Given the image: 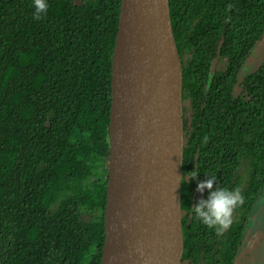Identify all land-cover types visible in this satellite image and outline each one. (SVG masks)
Here are the masks:
<instances>
[{
	"label": "trees",
	"instance_id": "1",
	"mask_svg": "<svg viewBox=\"0 0 264 264\" xmlns=\"http://www.w3.org/2000/svg\"><path fill=\"white\" fill-rule=\"evenodd\" d=\"M31 4L0 0V264H101L121 0H49L40 21ZM170 12L184 78L183 264H235L264 203V0H170ZM212 176L243 197L223 231L191 211Z\"/></svg>",
	"mask_w": 264,
	"mask_h": 264
},
{
	"label": "water",
	"instance_id": "2",
	"mask_svg": "<svg viewBox=\"0 0 264 264\" xmlns=\"http://www.w3.org/2000/svg\"><path fill=\"white\" fill-rule=\"evenodd\" d=\"M183 83L170 0H121L101 264H183Z\"/></svg>",
	"mask_w": 264,
	"mask_h": 264
},
{
	"label": "clouds",
	"instance_id": "3",
	"mask_svg": "<svg viewBox=\"0 0 264 264\" xmlns=\"http://www.w3.org/2000/svg\"><path fill=\"white\" fill-rule=\"evenodd\" d=\"M32 18L35 21L46 19L49 14V0H32ZM193 180L197 178L196 172L188 174ZM185 180L187 179L184 178ZM215 176L201 181L197 185V191H208L207 199L199 201L191 211L200 222L209 228L223 231L232 222L234 210L243 203V197L238 190L215 187Z\"/></svg>",
	"mask_w": 264,
	"mask_h": 264
},
{
	"label": "flooded vegetation",
	"instance_id": "4",
	"mask_svg": "<svg viewBox=\"0 0 264 264\" xmlns=\"http://www.w3.org/2000/svg\"><path fill=\"white\" fill-rule=\"evenodd\" d=\"M261 214L254 217L255 220L252 223L254 225L253 227L250 228L248 232V234H250V239L246 241L245 245L248 244L250 241L252 242H250L249 245H247V247L244 245L243 250L244 248H248L249 253L251 255L249 257H244L242 264H249V261H251L253 264H264V220L261 219L260 217ZM254 218H252V220ZM256 235H258L257 236L258 239L253 241L252 239H254ZM243 250L241 251L240 255L237 257L235 264H237L239 257H241V255L243 254Z\"/></svg>",
	"mask_w": 264,
	"mask_h": 264
},
{
	"label": "rangeland",
	"instance_id": "5",
	"mask_svg": "<svg viewBox=\"0 0 264 264\" xmlns=\"http://www.w3.org/2000/svg\"><path fill=\"white\" fill-rule=\"evenodd\" d=\"M77 1H82V0H77ZM260 49H262V48H259V50H257V52H256V54L254 55V57H253V58L250 60V62L248 63V70H249L251 67H253V65H255V63L257 62L258 57L260 56V53H259ZM224 66H225V63H224V62H221L220 65H219V68L223 69ZM257 207H259V206H257ZM260 208H263V211L258 212V213H259V214L262 213L260 217H261V219L264 220V203H263V205H262ZM259 214H256L254 217L258 216ZM254 217H253V218H254ZM253 220H255V218H254ZM262 223H263V221H262ZM253 225H254V224H252L251 227H253ZM257 236H258V235H256L255 238L252 239V240L255 241L256 239H258ZM248 239H250V234H248ZM250 242H252V241H250ZM250 242H249V243H250ZM249 243L246 244L245 246L247 247V245H249ZM250 255H251V254L249 253V249H248V248H244V250H243V254L241 255V257H239V260H238L237 264H242V262H243V260H244V257H249ZM242 256H243V257H242ZM249 264H253V263H252L251 261H249Z\"/></svg>",
	"mask_w": 264,
	"mask_h": 264
}]
</instances>
